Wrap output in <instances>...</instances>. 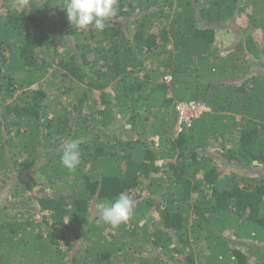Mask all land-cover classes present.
<instances>
[{
	"label": "trees",
	"instance_id": "1",
	"mask_svg": "<svg viewBox=\"0 0 264 264\" xmlns=\"http://www.w3.org/2000/svg\"><path fill=\"white\" fill-rule=\"evenodd\" d=\"M65 4L0 0V264H264V0H117L102 31Z\"/></svg>",
	"mask_w": 264,
	"mask_h": 264
},
{
	"label": "clouds",
	"instance_id": "2",
	"mask_svg": "<svg viewBox=\"0 0 264 264\" xmlns=\"http://www.w3.org/2000/svg\"><path fill=\"white\" fill-rule=\"evenodd\" d=\"M116 3L117 0H66L62 9L66 11L67 20L72 28L85 30L93 26L98 31H102L105 28V19L117 14ZM201 104L205 103L201 102ZM206 106L209 108L208 105ZM60 164L70 172L76 171L81 164V148L78 139L70 138L63 143ZM134 205L133 199L120 193L114 201H100L96 204V209L100 213L99 220L115 228L128 222Z\"/></svg>",
	"mask_w": 264,
	"mask_h": 264
},
{
	"label": "built area",
	"instance_id": "3",
	"mask_svg": "<svg viewBox=\"0 0 264 264\" xmlns=\"http://www.w3.org/2000/svg\"><path fill=\"white\" fill-rule=\"evenodd\" d=\"M180 105H183V108H180ZM179 106L178 109L180 111V120L177 126V131H181L183 129V122H185L186 126H190L193 117H198L202 112L209 110V108L205 104H201L195 101L191 103L179 104ZM187 107H189L190 109L187 110Z\"/></svg>",
	"mask_w": 264,
	"mask_h": 264
},
{
	"label": "rangeland",
	"instance_id": "4",
	"mask_svg": "<svg viewBox=\"0 0 264 264\" xmlns=\"http://www.w3.org/2000/svg\"><path fill=\"white\" fill-rule=\"evenodd\" d=\"M216 27H218L217 31H216L217 32L216 35H217L218 45L221 46V48H224V49L228 48L229 45H232V41L231 40L234 37V35L230 31L227 32V31H225V29H222V26H216ZM260 66L262 67V65H260ZM250 72L254 73V71L252 69H251ZM262 72H264V67L260 68V73H262ZM179 107L183 108V105H180ZM189 109L190 108L187 107V110H189ZM239 170H241V168H239ZM258 171H260V170H258ZM1 198L4 199V197H1ZM1 198H0V202H1V200H3ZM239 244H241L242 248L245 251H248L247 249H248L249 245L252 246V242H243V243H239ZM249 248H251V247H249Z\"/></svg>",
	"mask_w": 264,
	"mask_h": 264
}]
</instances>
